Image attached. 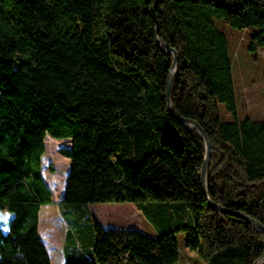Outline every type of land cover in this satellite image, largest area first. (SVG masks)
Wrapping results in <instances>:
<instances>
[{"label":"trees","instance_id":"obj_1","mask_svg":"<svg viewBox=\"0 0 264 264\" xmlns=\"http://www.w3.org/2000/svg\"><path fill=\"white\" fill-rule=\"evenodd\" d=\"M154 2L0 0V211L13 215L7 231L0 225V264H51L38 230L54 202L41 173L48 136L71 140L59 151L71 163L61 203L135 204L159 232L104 229L92 217L90 231H68L66 264H176L177 232L208 264L264 255V233L208 204L205 145L168 113L173 57L154 39L157 28L178 52L173 111L211 141L209 198L264 225V121L237 119L228 40L215 23L250 29L251 49L264 46V0H159L153 12ZM220 104L234 121H222ZM162 213L175 217L169 230Z\"/></svg>","mask_w":264,"mask_h":264},{"label":"rangeland","instance_id":"obj_2","mask_svg":"<svg viewBox=\"0 0 264 264\" xmlns=\"http://www.w3.org/2000/svg\"><path fill=\"white\" fill-rule=\"evenodd\" d=\"M215 23L228 40L237 95V119L264 121V46L255 43L254 49H251L250 29H235L224 21ZM219 110L222 121L235 120V117L227 112L225 104H220ZM49 140H53V143ZM45 144L46 152L42 156L41 173L53 193L54 202L41 207L38 230L52 264H64V254H67L69 246V240L66 238L68 231H90L92 217H95L104 229H135L152 238L159 236L157 229L135 204H94L77 208L61 203L71 163L68 158L61 156L59 151L62 148H70L71 140H57L48 136ZM51 168L54 172L50 171ZM179 204L184 206L185 215L188 217V203L181 201ZM78 212H89L90 215L78 219ZM12 217L8 212L0 211V225L5 231L8 230ZM158 219L164 228L169 230L175 217L169 218L162 213ZM181 219L187 222V218ZM176 239L180 251V259L176 264H208L196 251L188 248L185 232H177Z\"/></svg>","mask_w":264,"mask_h":264},{"label":"water","instance_id":"obj_3","mask_svg":"<svg viewBox=\"0 0 264 264\" xmlns=\"http://www.w3.org/2000/svg\"><path fill=\"white\" fill-rule=\"evenodd\" d=\"M158 2H159V0H155L154 5H153V12H155V9H156ZM155 18L157 19L156 15H155ZM154 39H155L157 47L164 54L172 55V57H173L171 69L169 71L167 81H166V99H167V103H168V106H167L168 113L178 123H180L184 126H189L191 128L196 129L197 132L200 134L201 138L203 139V142L205 145V154H204V160H203V165H202V169H201V182H202V186H203V193L207 199L208 204L210 206H212L215 210H217L221 213L233 215V216L239 217V218L247 221L251 226H253L255 228V230L264 233V225L261 224L256 219H254V218H252L246 214H243V213H240L237 211H233V210H230L228 208H224V207L220 206L219 204L214 203L209 198L208 186H207V176H208V170H209L210 159H211V154H212L211 141H210L208 135L205 133V131L203 130V128L200 126V124L197 121L190 119V118H184V117L178 116L173 111L172 102H171V89L173 86L174 78H175L177 67H178V52L175 49L169 48L166 44L161 42V40L158 37L157 28H155V31H154ZM263 260H264V255L260 259H258L254 264H260V262H262Z\"/></svg>","mask_w":264,"mask_h":264},{"label":"crops","instance_id":"obj_4","mask_svg":"<svg viewBox=\"0 0 264 264\" xmlns=\"http://www.w3.org/2000/svg\"><path fill=\"white\" fill-rule=\"evenodd\" d=\"M95 218V217H94ZM96 219V218H95ZM97 220V219H96ZM98 221V220H97ZM64 264H66V255L64 254ZM52 264V263H51Z\"/></svg>","mask_w":264,"mask_h":264},{"label":"bare ground","instance_id":"obj_5","mask_svg":"<svg viewBox=\"0 0 264 264\" xmlns=\"http://www.w3.org/2000/svg\"><path fill=\"white\" fill-rule=\"evenodd\" d=\"M261 264H264V260L262 262H260Z\"/></svg>","mask_w":264,"mask_h":264}]
</instances>
